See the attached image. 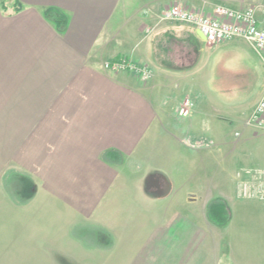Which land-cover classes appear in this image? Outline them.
I'll return each mask as SVG.
<instances>
[{"label":"crops","instance_id":"1","mask_svg":"<svg viewBox=\"0 0 264 264\" xmlns=\"http://www.w3.org/2000/svg\"><path fill=\"white\" fill-rule=\"evenodd\" d=\"M14 1L21 5L18 12L11 10ZM174 3L208 11L215 5H264V0H12L6 10L0 2V255L35 256L47 250L59 264H93L95 254L104 263L110 256L135 253L131 258L179 257L178 264L191 255H206L200 248H178L172 240V227L189 222L179 208L194 207L201 199V192L190 188L200 174L184 160L186 152H193L192 158L202 161L206 135L225 141L221 131L230 123L242 132H234L228 162L237 178L239 170L249 175L245 182L239 179L238 187L246 182L259 186L262 198L244 204L222 195L234 211L223 228L230 229L234 264H264V131L248 124L264 92V78L251 98L238 85L253 81L263 59L242 39L225 41L246 44L251 52L240 53L243 67L217 102L206 107L195 99L175 98L183 84L204 80L201 52L211 45L198 30L160 18ZM48 8L67 16L63 30L45 17ZM122 57L150 69L151 78L105 68ZM185 101L191 107L180 116L177 110ZM196 142L199 147L189 146ZM149 151L154 160L164 157L172 170L148 169L144 179L161 175L166 194L144 192L155 199L168 197L171 212L164 221L166 235L155 230L142 241L136 232L151 224L147 204L152 203L127 204L123 194L130 191L126 173H134L131 163ZM136 207L142 208L140 215L128 218L127 211ZM249 207L260 213L261 229ZM78 227L96 228L106 242L88 244L75 233ZM259 233L260 255L246 253L242 259L237 244L244 235ZM163 241L167 248L158 245ZM207 256L210 262L216 258L213 250Z\"/></svg>","mask_w":264,"mask_h":264},{"label":"rangeland","instance_id":"2","mask_svg":"<svg viewBox=\"0 0 264 264\" xmlns=\"http://www.w3.org/2000/svg\"><path fill=\"white\" fill-rule=\"evenodd\" d=\"M0 2L1 4L5 3L10 5L12 0H0ZM244 51L251 52L246 44H240L238 41L221 42L211 46L207 45L201 52V62L204 65V80L200 81L199 83L196 82L183 84L181 88L176 91L175 98L177 95H179L181 96V100L186 98L190 100L195 99L199 101V103L204 104L206 107L207 105L213 106L212 102H217L216 97L224 94L223 87L225 88L232 84L231 76L235 75L243 67L244 62L242 61L243 59L240 53ZM253 52L255 51L253 50ZM257 57L258 56H256V58ZM260 65L261 66H258L256 69L254 68L253 81H243L238 83V85L244 87V90L249 98L252 97L256 86L259 85L262 78H264V64L261 63ZM236 127V125L233 126L230 123L224 124V129L221 131V135L226 137L225 141H222L220 138L219 141L217 137L214 138L212 134L209 136L206 135L207 137L204 148L206 155L202 161L198 160L197 158H192L193 152H186V154L189 155L187 160L184 161L188 162V166L190 165V171L194 170L200 174L199 180L191 181L190 188H197V190L201 192V199L200 203L198 205H194V207H189L188 209L185 208L184 210H182L181 207L179 208V214L187 216L186 218L189 219V222H184L182 224L183 226L180 225L181 227H172L174 234V239L172 240L173 244L178 245V248L183 247V249H186L189 252H194V250L200 248L206 252V255H191L189 256L187 263H184V261L186 262V259H184V261L182 260L183 264H234V261L231 257L232 236L230 229L218 227L207 219L206 208L204 210L203 205L205 201H207V207L209 201L213 199H223L222 195L225 193L230 194L232 197H234V199H238L237 201L239 202H244V204L256 203L259 201L256 197L262 198V196L245 197L241 191H239L241 190V188L238 187L239 179H242L243 182H245L247 181L245 178H248L249 175H246L244 171L239 170L238 172L240 173V176L237 178L235 171H232L233 169L228 162L229 157H231L232 153L234 154V152L231 150L232 142L234 141V132L241 131L240 127ZM155 160L152 158L149 151L146 153L145 157L133 160L134 162L131 163V167H134V173H126L127 187L131 192L127 189L129 194H123L125 203H130L135 206H144L147 203H152L147 204L150 206L148 212L151 214L149 217L151 218V224H144V226H142V228L136 232L140 237H142V241L144 239H147L146 241H148L151 232H154L155 230L160 231L162 229L161 233L166 235L167 227L164 224V221L169 219L168 216L171 212L170 206L167 204L169 203L168 197L155 199L151 196H147L143 189L145 188L144 177L146 174H148V171L151 172L148 169L161 167V170H172V168H169V164L165 161L164 157L159 156L156 157ZM131 170H133V168H131L129 171ZM166 174L169 175L167 172ZM177 184H181L180 179L176 181V185ZM117 198L120 202L122 201L121 195L117 196ZM223 201L225 200L223 199ZM226 204L230 221V219L233 217L234 211L230 202H226ZM141 211V207L128 210L127 217L136 218V214L140 215ZM248 211L251 212L252 218L254 217V220H256V226L261 229L262 222L258 218V216L261 217L260 213L255 212L257 210L254 207H249ZM242 216L243 215L241 212L237 213V217ZM141 218L142 219H139V221L142 223L145 222V219L143 217ZM148 222H150V220H148ZM251 228H254V226H251ZM75 233H77L80 237L84 236L86 238L84 241L88 242V244H103L106 242L105 238L107 236L101 234V232L94 227H78L75 229ZM161 233L159 232L158 235ZM177 233L180 234L176 235ZM260 240L261 233L258 235L256 234L254 238L252 235H244L242 242L237 244V250L242 253V256L240 257L246 260V253H249V257L253 256V258L257 255H260ZM171 243L172 242H170V244ZM142 245L148 248V244L146 242H143ZM158 245H163V247L167 248L165 241L158 242ZM134 246L132 249H134ZM210 250H213L216 256V258H213L211 262L210 258L207 256ZM138 251H140V247L134 252ZM39 253L41 254L35 256H29L28 254H1L0 264H59L58 256L54 252L42 250ZM134 254L135 253H133L131 256H134ZM131 256L125 255V257L122 259L110 256L108 257L110 258L109 263L107 258L105 260L106 262L104 263V259H100L95 254V257L91 262H93V264H141V262H143L142 264H178L177 261L181 259L179 257L168 258L165 255H162L158 258H131ZM171 258L175 263L172 262Z\"/></svg>","mask_w":264,"mask_h":264},{"label":"built area","instance_id":"3","mask_svg":"<svg viewBox=\"0 0 264 264\" xmlns=\"http://www.w3.org/2000/svg\"><path fill=\"white\" fill-rule=\"evenodd\" d=\"M160 18L198 30L209 45L242 39L255 49L264 62V5H248L239 9L215 5L208 11H203L190 9L181 3H174L161 11ZM105 68L112 71L133 72L144 81L149 80L152 76L150 69L136 65L126 57L106 63ZM190 107L191 104L185 101L177 112L180 116H186ZM248 124L264 131V92L248 120ZM199 144L196 142L189 146L197 148ZM240 188L245 197L262 196L260 187H255L252 183H243Z\"/></svg>","mask_w":264,"mask_h":264},{"label":"trees","instance_id":"4","mask_svg":"<svg viewBox=\"0 0 264 264\" xmlns=\"http://www.w3.org/2000/svg\"><path fill=\"white\" fill-rule=\"evenodd\" d=\"M4 4L5 3L2 4V8L6 10ZM12 7L13 12H18L21 9V5L17 1L13 2ZM44 15L53 22L57 30L61 31L66 26L67 16L63 12L48 8L44 10ZM206 217L214 225L224 227L229 221V212L226 202L223 201V199H213L209 201L206 207Z\"/></svg>","mask_w":264,"mask_h":264},{"label":"water","instance_id":"5","mask_svg":"<svg viewBox=\"0 0 264 264\" xmlns=\"http://www.w3.org/2000/svg\"><path fill=\"white\" fill-rule=\"evenodd\" d=\"M202 39H204L203 35L200 33ZM161 176V175H160ZM161 178L165 181V188L163 189H160L159 188V184H158V181L157 180H154V182L150 183V181L152 180V174L148 175L145 179V188L147 190L151 189L152 186L155 187V190L152 191V194H154L155 196H163L166 194V188H167V182L166 180L161 176Z\"/></svg>","mask_w":264,"mask_h":264},{"label":"flooded vegetation","instance_id":"6","mask_svg":"<svg viewBox=\"0 0 264 264\" xmlns=\"http://www.w3.org/2000/svg\"><path fill=\"white\" fill-rule=\"evenodd\" d=\"M154 180H157L158 181V184H159V188L160 189L165 188V186H164L165 181L161 178V176L159 174L152 173V180L150 181V183L154 182ZM151 190L154 191L155 190V187L152 186Z\"/></svg>","mask_w":264,"mask_h":264}]
</instances>
